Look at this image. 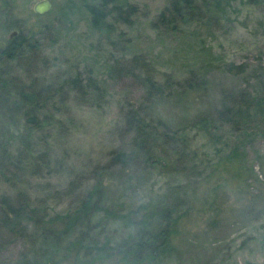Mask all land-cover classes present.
<instances>
[{
	"label": "rangeland",
	"instance_id": "1",
	"mask_svg": "<svg viewBox=\"0 0 264 264\" xmlns=\"http://www.w3.org/2000/svg\"><path fill=\"white\" fill-rule=\"evenodd\" d=\"M0 1L1 36L9 40L17 31L40 43L30 64L10 63L16 75L26 84L43 80L55 90L41 111L56 118L46 125L52 145L49 167L21 177L25 184L20 187L51 218L73 212L82 199L93 203L89 221L82 218L75 225L69 216V223L59 226L66 233L49 239V257L57 264H264V119L252 99L264 89V0H236L229 20L208 36L217 57L246 64V72L236 75L216 60L213 70L192 79L191 88L183 76L181 46L176 56L170 52L180 41L168 40L158 48L154 44L158 41L150 21L168 0H131L136 22L120 25L113 36L121 31L131 37L138 52L154 54L164 48L163 69L172 63L180 75V82L165 83L164 92L152 100L134 79L110 72V45L89 27L85 0H50L52 9L43 14L33 8L38 0ZM202 32L206 37V30ZM74 68L83 77L94 70L103 89L99 100L96 94L86 97L63 86ZM242 93L248 99L243 116L223 115L240 105ZM131 109L153 125L163 119L166 126L160 131L174 137L155 144L159 161L110 162L117 148H134L132 134L123 133ZM178 148L193 159L187 168L177 159ZM12 181L0 180V193L21 185ZM163 209L170 211V245L157 259L143 261L147 252L135 254L134 249L146 234L166 226ZM79 237L86 239L85 250L69 246ZM41 244L40 239L33 245L36 249ZM27 247L22 241L10 242L0 253V264H15Z\"/></svg>",
	"mask_w": 264,
	"mask_h": 264
},
{
	"label": "trees",
	"instance_id": "2",
	"mask_svg": "<svg viewBox=\"0 0 264 264\" xmlns=\"http://www.w3.org/2000/svg\"><path fill=\"white\" fill-rule=\"evenodd\" d=\"M235 1L168 0L166 6L150 21V27L158 41L152 42L156 47L160 46L159 43L167 46L168 40L180 41L176 48H170V52L176 56L181 46V58L186 60L183 76H188L184 80L189 88L193 86L192 79L197 74L209 73L216 67V60L225 64L226 70L236 75L246 72V64L227 63L224 58L217 57L213 47L208 44V36L212 31L222 29L223 23L229 20L227 13ZM84 9L88 14L89 27L107 39L110 45L109 70L115 77H131L137 85L144 88L146 98L151 100L156 98L158 93L161 95L164 92L165 83L180 82V75L172 63L167 64V70L161 65L163 63L160 59L167 50L161 47L159 52L154 54L144 50L138 52L133 50L137 44L131 37H124L121 31L113 36L120 25L132 27L136 22L134 14L137 7L131 0H85ZM61 24L65 29L64 23ZM46 27L49 29V25ZM202 30H206V37L203 36ZM53 39L56 41L57 37L54 35ZM39 47L40 43L35 37L19 33L10 40L7 49L0 53V180H20L17 183L21 184L15 191L0 193V253L12 241L29 244L15 264H57L55 258L48 255L49 239L59 240L60 236L66 233V230L59 226L68 224L69 216L75 225L82 218L89 221L92 216V200L89 204V200L82 199L79 208L73 212L51 218L37 209L32 193L26 187H20L25 184L21 177L27 173L38 174L49 167L52 145L50 130L46 125L56 120L52 112H46L44 115L41 113L54 98L53 86L40 79L31 84L24 83L10 64H30L28 61L32 62L30 59L35 58ZM112 48L119 50L121 54L116 56ZM88 73L89 75L83 77L78 68L68 71L63 86L73 88L86 97L89 93L96 94V99L99 100L103 89L94 70L90 69ZM261 84L264 85V81ZM259 93L252 99L255 102V112L261 114L264 119V89ZM242 95L244 99L241 98L238 107L230 106L222 114L233 113L242 117L245 112L242 106L246 105L243 102L248 100L246 93ZM161 126H166L163 119L159 118L156 125H153L142 117L138 110L131 109L126 114L123 133L132 134L130 143L134 148H117L110 162L115 164L131 159H141L147 163L159 161L161 156L157 153L155 144L158 140L168 143L174 141V137L160 131ZM176 153L178 161L184 163L187 168L193 159L188 157L185 149L178 148ZM161 215L168 220L166 226L146 234L145 239L137 243L134 249L135 254L147 252L140 258L143 261L157 259L170 245L173 230L169 209H163ZM30 220L33 225L28 224ZM40 239L42 244L35 249L33 244ZM85 241L86 239L79 237L71 241L69 246L85 250Z\"/></svg>",
	"mask_w": 264,
	"mask_h": 264
},
{
	"label": "water",
	"instance_id": "3",
	"mask_svg": "<svg viewBox=\"0 0 264 264\" xmlns=\"http://www.w3.org/2000/svg\"><path fill=\"white\" fill-rule=\"evenodd\" d=\"M1 6H2V2L0 1V8ZM52 7L53 5L50 0H38L33 6L35 12L39 14L49 12L52 9ZM14 33L16 32L14 31ZM5 49H6L5 42L0 41V53H3Z\"/></svg>",
	"mask_w": 264,
	"mask_h": 264
},
{
	"label": "flooded vegetation",
	"instance_id": "4",
	"mask_svg": "<svg viewBox=\"0 0 264 264\" xmlns=\"http://www.w3.org/2000/svg\"><path fill=\"white\" fill-rule=\"evenodd\" d=\"M16 33H12L11 34V36H10V38H9V40H5L2 36H1V34H0V41H3V42H5V44H6V49H7V47L9 46V44H10V40H12L15 36H17L18 34H17V31H15ZM5 49V50H6Z\"/></svg>",
	"mask_w": 264,
	"mask_h": 264
}]
</instances>
